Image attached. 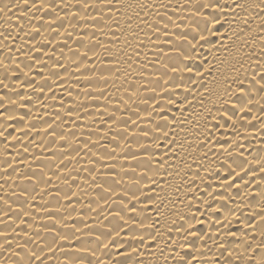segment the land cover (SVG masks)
<instances>
[{
  "label": "bare ground",
  "instance_id": "6f19581e",
  "mask_svg": "<svg viewBox=\"0 0 264 264\" xmlns=\"http://www.w3.org/2000/svg\"><path fill=\"white\" fill-rule=\"evenodd\" d=\"M0 264H264V0H0Z\"/></svg>",
  "mask_w": 264,
  "mask_h": 264
}]
</instances>
